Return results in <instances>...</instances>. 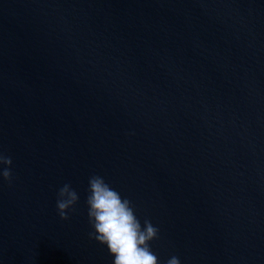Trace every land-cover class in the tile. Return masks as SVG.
<instances>
[{
  "label": "water",
  "instance_id": "95a60500",
  "mask_svg": "<svg viewBox=\"0 0 264 264\" xmlns=\"http://www.w3.org/2000/svg\"><path fill=\"white\" fill-rule=\"evenodd\" d=\"M0 153V264H113L94 175L159 264H264V0H0Z\"/></svg>",
  "mask_w": 264,
  "mask_h": 264
},
{
  "label": "clouds",
  "instance_id": "9594fccd",
  "mask_svg": "<svg viewBox=\"0 0 264 264\" xmlns=\"http://www.w3.org/2000/svg\"><path fill=\"white\" fill-rule=\"evenodd\" d=\"M10 157L0 153V177L11 182ZM87 197L88 222L92 228L89 237L107 247L113 264H159L150 242L157 239L159 229L150 220L143 225L137 217L132 202L121 196L99 175L89 178ZM79 195L71 184H64L57 193L56 208L62 220H69L75 210ZM167 264H181L173 256Z\"/></svg>",
  "mask_w": 264,
  "mask_h": 264
}]
</instances>
